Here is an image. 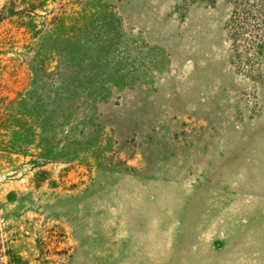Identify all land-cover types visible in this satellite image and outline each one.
<instances>
[{
	"label": "rangeland",
	"instance_id": "rangeland-1",
	"mask_svg": "<svg viewBox=\"0 0 264 264\" xmlns=\"http://www.w3.org/2000/svg\"><path fill=\"white\" fill-rule=\"evenodd\" d=\"M0 11V264H264V0Z\"/></svg>",
	"mask_w": 264,
	"mask_h": 264
},
{
	"label": "trees",
	"instance_id": "trees-1",
	"mask_svg": "<svg viewBox=\"0 0 264 264\" xmlns=\"http://www.w3.org/2000/svg\"><path fill=\"white\" fill-rule=\"evenodd\" d=\"M4 16H5V12L0 11V22L4 19Z\"/></svg>",
	"mask_w": 264,
	"mask_h": 264
}]
</instances>
